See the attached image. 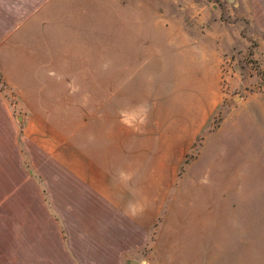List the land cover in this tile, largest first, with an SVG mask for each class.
Listing matches in <instances>:
<instances>
[{"label": "rangeland", "instance_id": "1", "mask_svg": "<svg viewBox=\"0 0 264 264\" xmlns=\"http://www.w3.org/2000/svg\"><path fill=\"white\" fill-rule=\"evenodd\" d=\"M0 91L139 220L127 264H196L198 215L264 194V0H51L0 42Z\"/></svg>", "mask_w": 264, "mask_h": 264}, {"label": "crops", "instance_id": "2", "mask_svg": "<svg viewBox=\"0 0 264 264\" xmlns=\"http://www.w3.org/2000/svg\"><path fill=\"white\" fill-rule=\"evenodd\" d=\"M49 1L0 0V42ZM17 131L0 91V264H127L141 248L139 220L77 170L74 155L57 144L45 154L42 139ZM227 201L198 215L196 264H264V194L245 193L242 221Z\"/></svg>", "mask_w": 264, "mask_h": 264}, {"label": "water", "instance_id": "3", "mask_svg": "<svg viewBox=\"0 0 264 264\" xmlns=\"http://www.w3.org/2000/svg\"><path fill=\"white\" fill-rule=\"evenodd\" d=\"M130 264H143V263H141V262H139V261H131Z\"/></svg>", "mask_w": 264, "mask_h": 264}]
</instances>
